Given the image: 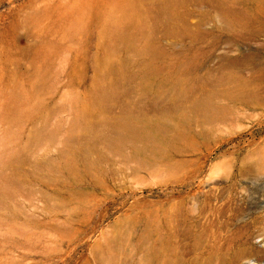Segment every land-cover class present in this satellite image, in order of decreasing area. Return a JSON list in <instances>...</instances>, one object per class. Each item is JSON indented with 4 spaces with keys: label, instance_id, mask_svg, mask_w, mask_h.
<instances>
[{
    "label": "rangeland",
    "instance_id": "1",
    "mask_svg": "<svg viewBox=\"0 0 264 264\" xmlns=\"http://www.w3.org/2000/svg\"><path fill=\"white\" fill-rule=\"evenodd\" d=\"M0 264H264V0H0Z\"/></svg>",
    "mask_w": 264,
    "mask_h": 264
}]
</instances>
